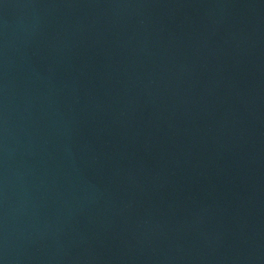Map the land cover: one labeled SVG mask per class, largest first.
<instances>
[{"label":"water","instance_id":"water-1","mask_svg":"<svg viewBox=\"0 0 264 264\" xmlns=\"http://www.w3.org/2000/svg\"><path fill=\"white\" fill-rule=\"evenodd\" d=\"M0 264H264V0H0Z\"/></svg>","mask_w":264,"mask_h":264}]
</instances>
